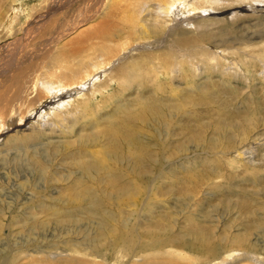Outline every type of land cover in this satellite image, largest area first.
<instances>
[{"label":"rangeland","instance_id":"1","mask_svg":"<svg viewBox=\"0 0 264 264\" xmlns=\"http://www.w3.org/2000/svg\"><path fill=\"white\" fill-rule=\"evenodd\" d=\"M0 8L8 19L19 13L11 35L0 27V72L28 56L38 66L32 85L43 82L40 98L21 102L26 114L0 129V264L264 262V0H0ZM110 10L122 37L83 40L84 51L65 59ZM152 28L158 35L146 34ZM132 58L145 59L143 77H112ZM103 59L84 82L63 78ZM200 230L224 248L241 236L251 244L207 260Z\"/></svg>","mask_w":264,"mask_h":264},{"label":"bare ground","instance_id":"2","mask_svg":"<svg viewBox=\"0 0 264 264\" xmlns=\"http://www.w3.org/2000/svg\"><path fill=\"white\" fill-rule=\"evenodd\" d=\"M5 6V5H4ZM7 8V5L6 7ZM4 8V9H5ZM1 9V8H0ZM8 9V8H7ZM5 9L4 10V13L3 11L0 15V27H1V30L2 32L3 31H9L10 32V29H12V27L17 23V21L19 20V13L18 12H15V15H11L12 17H10V19L6 18L8 13L7 12L8 10ZM111 12L112 10H110L108 16H106V19L103 20L104 23H101L100 26L93 30L92 32H88L87 34L83 33L80 38L78 39L77 42L73 43L72 45H70L71 49H69V52H64L63 53V57L66 59L68 58L70 55H75L76 52H79V53H82L84 51L83 47H81L79 44L83 41V40H86V39H89V41H92V40H95V39H105L106 41L107 40H110L112 39L111 37H113L114 35L116 36H120L122 37L123 35V30H121L119 33L117 32H114L112 31L111 27H112V24L109 22L110 21V15H111ZM6 23H9L7 26L9 28L6 27ZM11 24V25H10ZM11 26V27H10ZM117 28V27H116ZM32 28H30V32L32 31L31 30ZM29 30V29H28ZM26 32H29V31H26ZM13 34L15 32H12ZM129 35L133 34L134 36L136 35L132 30L128 32ZM151 33H155L154 36L158 35V30H153L150 29V33H146L148 35H151ZM85 34V35H84ZM8 35H11V32L8 33ZM28 36H29V33H28ZM3 36H0V39L2 38ZM61 37H63V35H61ZM28 40V39H27ZM73 40V39H72ZM75 40V39H74ZM26 41V40H25ZM57 41V40H54V42ZM24 44V43H23ZM78 45V46H74V45ZM83 43H81L82 45ZM15 46H19V45H15ZM74 46V47H73ZM22 47V46H21ZM80 47V48H79ZM17 48V47H15ZM69 48V47H68ZM16 50V49H14ZM64 49H62V51H64ZM13 53V52H12ZM24 57V56H23ZM147 59H148V55L146 56ZM28 58V56H27ZM26 58V60H23V61H8V60H5L3 62V67H2V71L0 72V80H2L1 78L5 77L3 79L4 83H1V86H0V129L3 130L2 128H4V126L6 124H4L5 120L8 118H12L13 116H19V115H25L27 110L29 108H27L25 111L23 110L22 111V108L20 107L21 106V102L25 100L26 97H29L31 93L33 92H36V94L34 96H38V98L41 97L42 95V90L40 88V85H43V82L42 80H37L36 83H39L37 84L38 88L37 87H34L32 85V83H34V79H32L34 76H36V73L37 70H38V66L31 62V58L29 57L28 59ZM111 58V57H110ZM109 58V59H110ZM19 59V58H18ZM143 58H132L130 59V61H127L126 63H124V65L117 69L115 72L111 73L112 74V77L113 75L115 76H118L122 78V80L126 81V82H132L133 80H136V78H139V77H143L144 74H145V71L147 70L146 69V65L145 64V59H144V62L142 61ZM94 61V60H93ZM88 61L87 63L81 61L79 62L76 66H73L74 69L71 70L70 74H66L63 78L64 79H67L68 81H71L73 83H77V82H84L85 78L90 75V74H93L94 72H97L98 70L101 69L102 66H105L107 64V60L106 59H103V60H98V61ZM93 62V63H92ZM91 63V64H90ZM166 65V66H170L172 65V63L170 62H165L163 64V66ZM162 68V66H161ZM34 75V76H33ZM111 77V79H112ZM83 80V81H82ZM121 80V79H119ZM107 81V80H106ZM106 81L103 83L105 85H103V87H106L108 86L109 84L106 83ZM50 80L47 81V83H49ZM80 82V83H81ZM109 82V81H108ZM110 83V82H109ZM100 86V85H99ZM101 87V86H100ZM4 88H7L8 92H6V90ZM95 88L93 87L91 89V91L89 92V95H94L96 92H98L99 90H97L95 92ZM8 93H11L10 95H8ZM51 93V92H50ZM49 93V94H50ZM38 94V95H37ZM45 96V95H44ZM42 96V98L44 97ZM32 100V98H30ZM34 103V101H32ZM31 102V103H32ZM15 104V105H14ZM30 107V105H29ZM21 111V112H20ZM6 112H8V115L5 116ZM4 122V123H3ZM37 133L35 134H31L29 136H26L25 139H30L34 136H36ZM250 134L248 133V136ZM244 139H246V133L244 134ZM251 151V150H250ZM249 151V152H250ZM241 152H244V151H241ZM251 153V152H250ZM246 153H241L239 154L240 157H242V159H244ZM248 160V159H247ZM248 162H253L252 159H249ZM264 223V222H263ZM258 228V227H257ZM197 232H201V236L203 237V239H208V255H206L205 257L207 258V260H214L215 258H217V256L219 257V254H223L225 251H228L229 248L231 250H238V251H243L247 248H249V245L251 244H247V242H249V238L247 239L245 236H241V237H238L236 238V240H234L229 248H224L223 245H220L221 243V240L219 239V243L218 241H216L215 239V235L211 237V232L209 230H200V231H197ZM247 232V231H246ZM213 233V232H212ZM252 233V232H250ZM262 233V232H261ZM260 233V234H261ZM263 234V233H262ZM245 235V233H244ZM264 237V236H263ZM179 241H182L179 240ZM253 242V241H252ZM260 242V238L257 237V240H255V245L256 243H259ZM167 244V243H166ZM171 246L175 245L173 243V241L170 242ZM253 244V243H252ZM262 244V243H260ZM133 245V241H132V244L129 245L130 247ZM157 245V244H155ZM169 245V243H168ZM167 246V245H166ZM183 248H189L188 245L186 243H184L183 241L181 242V245ZM254 246V245H253ZM175 247V246H174ZM264 247V246H263ZM163 248V247H162ZM162 248L158 251H160V254L163 256L164 254L166 255L169 254V255H176V256H182V253H178L175 254L174 252H170L169 249H165V251H161ZM256 248V247H255ZM260 248V247H259ZM262 248V247H261ZM251 250V249H249ZM248 250V251H249ZM252 250H256V249H252ZM204 251V250H203ZM206 251V250H205ZM237 251V252H238ZM258 251V250H257ZM240 252V253H241ZM254 252V251H253ZM252 252V253H253ZM232 253V252H231ZM258 253V252H257ZM260 254V253H259ZM228 255V253L226 252V256ZM245 255V254H243ZM146 256V255H145ZM192 256V254H191ZM223 256V255H222ZM233 256V255H232ZM235 256H238L237 254ZM234 256V257H235ZM241 256V255H239ZM254 256V255H253ZM252 256V257H253ZM148 257V256H147ZM170 257V256H169ZM168 257V258H169ZM173 257V256H172ZM204 257V256H203ZM242 257H245V256H242ZM241 257V258H242ZM251 256L250 258L252 260L248 261V262H251V264H262L261 262L263 261H258L260 260L258 258V260H255L253 259ZM171 258V257H170ZM193 258V257H192ZM232 258V257H231ZM249 258V259H250ZM264 258V257H263ZM145 262L146 264H151L152 263V260L148 259L149 263L147 262V258L145 257ZM165 259V258H164ZM225 259V258H224ZM230 259V257H229ZM227 259L226 261L224 260L223 261V264H227L228 260ZM169 260V259H168ZM172 260V259H171ZM239 260V259H238ZM173 261V260H172ZM230 261V260H229ZM233 261H234V258H233ZM178 262V261H177ZM179 263V262H178ZM239 263V262H238ZM264 263V262H263ZM14 264H19V263H14ZM153 264H169V262H164V261H153ZM177 264V263H176ZM216 264V263H215ZM235 264V263H234Z\"/></svg>","mask_w":264,"mask_h":264}]
</instances>
